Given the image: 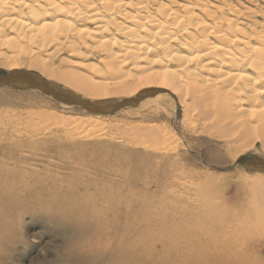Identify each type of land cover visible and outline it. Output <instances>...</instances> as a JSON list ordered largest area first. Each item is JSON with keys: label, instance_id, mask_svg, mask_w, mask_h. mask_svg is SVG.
Wrapping results in <instances>:
<instances>
[{"label": "rangeland", "instance_id": "rangeland-1", "mask_svg": "<svg viewBox=\"0 0 264 264\" xmlns=\"http://www.w3.org/2000/svg\"><path fill=\"white\" fill-rule=\"evenodd\" d=\"M251 3L264 7V0ZM6 51L0 54V73L9 72L15 55ZM46 60L50 67L89 72L72 65L76 59L67 49ZM22 61V70L34 69L29 57ZM32 71L43 76L40 69ZM89 74L100 82L119 80ZM170 99L160 93L103 115L38 89L0 85V264H144L141 253L153 241L137 238L146 232L142 219H153L154 225L191 221L188 208L200 206L206 183L214 201L221 193L228 199L238 192L232 203L246 208L250 198L241 183L259 171L238 162L253 154L264 158L261 142L237 148L247 140L239 139L230 148L208 133L188 131L181 125L182 108ZM151 126H166L174 134H149ZM177 163L184 169L180 174L158 180L164 167ZM153 246L155 252L162 249ZM248 247V260L264 264V239Z\"/></svg>", "mask_w": 264, "mask_h": 264}, {"label": "bare ground", "instance_id": "bare-ground-1", "mask_svg": "<svg viewBox=\"0 0 264 264\" xmlns=\"http://www.w3.org/2000/svg\"><path fill=\"white\" fill-rule=\"evenodd\" d=\"M251 2L0 0V54H15L9 55V72L22 70L27 56L29 67L40 69L45 79L81 90L91 100L129 98L145 90L169 94L171 105L182 108L181 125L188 131L208 133L230 148L239 139L247 140L237 148L251 141L264 147V7ZM64 49L76 59L73 66L89 72L46 63ZM89 73L119 80L100 82ZM148 133L174 134L166 126H151ZM183 170L180 163L170 164L157 178ZM206 184L203 193H210H202L200 206L188 208L191 221L154 225L153 219H142L146 232L137 238L153 241L141 253L144 264L253 263L246 254L249 241L239 233L243 219L237 218L246 208L232 203L238 192L228 199L221 193L214 201ZM241 184L248 198L264 202V171ZM155 243L162 249L155 252Z\"/></svg>", "mask_w": 264, "mask_h": 264}, {"label": "water", "instance_id": "water-1", "mask_svg": "<svg viewBox=\"0 0 264 264\" xmlns=\"http://www.w3.org/2000/svg\"><path fill=\"white\" fill-rule=\"evenodd\" d=\"M0 85H14L25 89L36 88L63 103L78 105L92 113L103 115L114 114L127 106H136L145 98L156 94V92L145 90L129 98L91 100L84 98L72 89L45 79L37 72L25 70H12L7 73H0ZM238 163L250 171H264V158L256 154L244 158Z\"/></svg>", "mask_w": 264, "mask_h": 264}, {"label": "clouds", "instance_id": "clouds-1", "mask_svg": "<svg viewBox=\"0 0 264 264\" xmlns=\"http://www.w3.org/2000/svg\"><path fill=\"white\" fill-rule=\"evenodd\" d=\"M239 228L249 242L264 239V202L256 199L247 201L245 218Z\"/></svg>", "mask_w": 264, "mask_h": 264}, {"label": "snow or ice", "instance_id": "snow-or-ice-1", "mask_svg": "<svg viewBox=\"0 0 264 264\" xmlns=\"http://www.w3.org/2000/svg\"><path fill=\"white\" fill-rule=\"evenodd\" d=\"M43 212H44V214L48 215L50 218H52L54 216V213H52L48 209H43Z\"/></svg>", "mask_w": 264, "mask_h": 264}]
</instances>
